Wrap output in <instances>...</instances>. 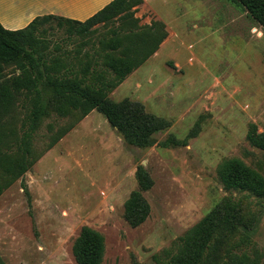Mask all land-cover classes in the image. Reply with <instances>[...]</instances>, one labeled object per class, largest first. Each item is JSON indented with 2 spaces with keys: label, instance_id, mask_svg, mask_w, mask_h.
Instances as JSON below:
<instances>
[{
  "label": "rangeland",
  "instance_id": "rangeland-1",
  "mask_svg": "<svg viewBox=\"0 0 264 264\" xmlns=\"http://www.w3.org/2000/svg\"><path fill=\"white\" fill-rule=\"evenodd\" d=\"M150 3L161 20L141 2L86 35L56 18L37 27L48 58H61L71 75L87 64L83 80L99 86L113 78L94 63L101 45L130 32L140 40L143 28L164 22L157 50L106 96L136 102L169 126L146 147L127 145L94 110L51 111L29 131L19 97L2 122V151L18 158L28 132L36 161L0 195L3 264H76L82 227L103 237L101 264H264V198L221 181L232 159L264 178V151L247 140L251 127L264 134V31L234 0ZM168 138L178 144L163 145ZM138 167L152 186L142 193L148 215L134 225L124 203Z\"/></svg>",
  "mask_w": 264,
  "mask_h": 264
},
{
  "label": "trees",
  "instance_id": "trees-1",
  "mask_svg": "<svg viewBox=\"0 0 264 264\" xmlns=\"http://www.w3.org/2000/svg\"><path fill=\"white\" fill-rule=\"evenodd\" d=\"M240 4L251 19L264 31V0H234ZM142 0H112L88 19L78 22L55 16L34 19L20 30H6L0 25V173L8 177V183H0V195L6 185L22 178L28 168L36 161L30 150V138L25 132L17 150L19 157L10 158L2 151L5 139L3 119L8 117L14 102L23 97L26 105L28 129L32 131L41 118L51 111L63 117L71 111L84 117L92 110L106 120L130 146L146 147L152 145L153 135L165 130L169 123L143 111L142 106L128 99L118 102L106 96V90L118 86L130 73L140 67L156 50L165 38L164 25L154 22L143 28L139 35L130 32L104 43L98 51L99 61H94L109 70L113 78L95 86L86 84L82 76L88 69L81 68L80 75L70 74L68 65L59 57L50 59L43 53L41 42L36 36L41 22L56 18L69 24L70 30L79 34H89L101 23L124 14L129 8L139 5ZM66 66V68H65ZM7 69L12 71L7 74ZM61 69L68 74L61 73ZM69 69V68H68ZM6 71V72H4ZM17 72V73H16ZM16 73V74H15ZM60 136L51 140L52 146ZM249 143L264 151V134L251 127L247 135ZM177 145L178 141L168 138L163 143ZM137 190L133 191L124 203L125 218L134 225L142 223L148 215V206L142 193L149 190L152 182L142 167L136 170ZM221 181L226 188L246 190L257 197L264 198V178L239 160H227L222 165ZM201 225L198 227L200 229ZM197 233L199 230L197 229ZM104 252L103 237L97 231L82 227L72 245V255L76 264H101ZM0 264H3L0 258Z\"/></svg>",
  "mask_w": 264,
  "mask_h": 264
},
{
  "label": "crops",
  "instance_id": "crops-1",
  "mask_svg": "<svg viewBox=\"0 0 264 264\" xmlns=\"http://www.w3.org/2000/svg\"><path fill=\"white\" fill-rule=\"evenodd\" d=\"M111 1L0 0V25L6 30H20L25 28L34 19L44 16H55L82 22L101 10ZM150 2L151 0H142V6H145L149 12L160 19L157 11H155Z\"/></svg>",
  "mask_w": 264,
  "mask_h": 264
}]
</instances>
